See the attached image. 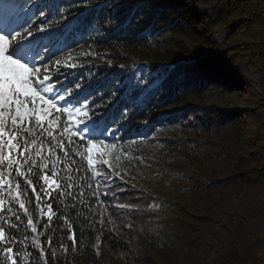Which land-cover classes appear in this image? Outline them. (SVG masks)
I'll return each mask as SVG.
<instances>
[{
    "label": "trees",
    "instance_id": "trees-1",
    "mask_svg": "<svg viewBox=\"0 0 264 264\" xmlns=\"http://www.w3.org/2000/svg\"><path fill=\"white\" fill-rule=\"evenodd\" d=\"M213 1L214 17L195 8L197 2ZM50 4L48 15L52 25L59 27L47 32L52 38L59 35L55 42L72 40L76 34L85 36L104 45L99 60L114 64L93 67L86 63L74 67L84 75L83 83L76 88L78 92L94 94L91 102H101L111 112L125 108L121 123H128L131 131L144 135V143L163 141L157 124L183 127L190 136L180 139V146H185L189 154L208 161L221 159L224 154L220 166L227 163L219 176V171L208 174L200 166L196 171L192 167L185 171L164 166L146 154L134 155L133 167L124 172L133 181L130 197L127 205H114V214L134 222L136 229L156 243H163L168 236L174 238L180 254L173 264H264V240L259 237L260 225L264 226V203L256 205L250 198L251 191L258 192L264 185V136L258 131L264 129V84L263 95L258 96L252 91L253 81L234 68L247 61L262 75L264 83V0H50ZM218 26L226 28L223 44L213 37V28ZM82 56L94 58L87 49ZM142 63H148V69L157 74L159 85L138 105L139 94L124 98L118 95V88L131 83ZM108 78L120 82L106 84ZM216 88L236 95L250 91L261 111L207 105L205 94ZM249 113L256 117L257 131L243 144V118ZM43 121L47 128L51 121ZM51 130L54 135L57 130L62 134L63 149L68 153L66 158L65 151L57 149L48 165L51 169L52 162H56L58 183L65 194L54 192L49 200L41 193L42 216L31 188L27 189L31 200L28 211L34 223L39 221L35 233L18 203L8 205L6 200L5 208L11 206L21 219L6 210L0 215V226L6 228L7 237L13 241L0 242V264H11L5 247L14 249L19 264H160L141 243L118 235L113 227L102 223L101 190L87 163V141L68 135L62 125L52 123ZM33 131L39 136L41 128L35 127ZM209 136L218 137L217 143L222 145L215 149V154L210 152L214 142L207 140ZM43 139V154L48 155L49 144L56 141L47 132ZM227 139L231 145L226 143ZM241 144L248 145V154L233 156ZM141 165L144 174L139 176ZM151 168L155 171L154 182L150 183L144 176ZM35 171L37 175L31 177L32 181L43 184V173L39 168ZM12 175L15 177L14 171ZM20 182L23 184V179ZM15 183L14 179L13 189ZM68 184L74 187L69 189ZM238 193L239 204L229 205L235 214L231 227L217 233L213 247L207 245L202 228L213 223L222 198L229 199ZM193 201H203L207 212L192 213L189 206ZM6 221L18 227H9Z\"/></svg>",
    "mask_w": 264,
    "mask_h": 264
},
{
    "label": "rangeland",
    "instance_id": "rangeland-1",
    "mask_svg": "<svg viewBox=\"0 0 264 264\" xmlns=\"http://www.w3.org/2000/svg\"><path fill=\"white\" fill-rule=\"evenodd\" d=\"M37 4L39 8L43 9L42 12L36 10ZM214 6L215 1L208 3L197 2L195 8L200 13L206 12L214 17ZM48 7L49 0H0V27L11 22V27L15 28L17 24L27 20L32 24L29 30L34 33L39 32L42 26L41 22H43V26L51 23L49 18L44 16ZM25 27H27V25H25ZM49 27L55 29L54 27L57 26L49 25ZM20 31L24 36H27V31L23 29H20ZM225 36V27L218 26L213 28V37L219 44L225 42ZM54 41L55 40L52 39L50 43L47 42V47L41 48L40 55L36 57L35 63L42 73L38 79L44 80L46 76H50L51 84L49 87H54L56 92L66 96L71 102L63 104L58 98L57 103L62 106L58 109H50L47 105H43L41 101H36L37 112L43 114L42 119L53 121V118H55L54 124L57 126L62 124L64 131L67 129L65 132L72 136L81 137L73 134L77 125L83 129L84 135L87 136L88 130L83 128V124L90 120H97L108 126L110 131L106 132L105 136L100 137V140H104L105 144L96 142V146L93 147L91 151V157L94 161V164L91 166L92 172L97 187L101 190L102 197V203L99 208L100 219L105 227H113V230L118 235L131 238L133 241L141 243L143 247L156 257L160 264H173L175 256H179L180 254L178 243L174 238L168 236L163 243H156V241L149 239L141 229H136L134 222H129L126 218L120 219L114 214V205H127L126 200L130 197L129 193L132 189L130 185L133 184V181L129 179L124 172L133 167L132 162L135 161L134 155L146 154L151 158L158 159L164 166L175 167L185 171H190L188 169L189 167H192V169L196 171L200 166L208 174L219 171V176H221V173L224 171L222 169L227 167L226 162H223L222 166H220L219 162L224 161L222 159L224 158V154L220 155L221 159L217 157L216 161H208L206 158L199 159L189 154L185 146H180L182 138L190 136V132L183 127H165L164 125L157 124L155 127L160 129L158 135L163 141H158L156 144L142 142L144 141V135L137 133L135 130L131 131L132 126H129L128 123H121V120L125 119L127 112L125 108H117L114 112H111L105 104L101 102H91L94 98V94L88 93V91L78 92L76 90V88L83 83L84 77L82 74L83 71L78 72V69L74 68L77 67L78 64L85 66L86 63H88L93 65V67L97 65L105 67L114 66V64H104L103 61L99 60L100 56L98 58V54L102 51L104 45L101 42L90 41L87 38L75 39L74 42L67 43L61 41L55 43ZM48 47L54 50V52L48 54ZM85 49L94 57L93 59L84 58V56H82ZM69 57L72 58L70 63L75 66H68L70 68H65L66 66H64L63 68L59 67V69H57V61H60L61 65H64L65 62H68ZM148 66V63L139 64L131 83L122 89L118 88L121 90L118 95L126 98L132 95V93L139 94L137 104L139 105L143 102L145 97L149 96L150 92L159 85V77L156 73L149 70ZM234 68L238 69L244 76L253 81V92L255 91L258 96L263 95L262 86L264 83L262 75L256 69L250 67L247 61L238 63ZM119 82V80L111 82L110 78L106 80V84L112 83L116 85V83ZM255 99L253 93H250V91H245L244 93L236 95L229 92L224 93L219 88H216L205 94L207 105L214 103L227 108L239 107L247 112L253 109L261 111V107L258 109L256 106ZM262 103H264V100ZM120 105L124 106V103ZM77 109H79V111H77ZM168 109H172V107L168 106ZM68 110L72 111L73 115L69 116ZM243 121L245 122L246 132L243 135L242 143L247 144L248 139L253 138L256 134V117L249 113L244 116ZM261 123H264L263 116H261ZM258 131H260V135L264 136L263 128ZM123 133L126 134L123 135ZM95 135L98 136L99 133L97 132ZM197 137L201 136L197 135ZM207 138L210 142H214V145L216 144V146L210 145L214 147L210 152L215 154V149H221L222 147L220 143H217L220 142V140L215 136H209ZM226 141V143L231 145V141L228 139ZM243 144L237 147L236 151L232 154L233 156L237 153L244 155L248 154L250 148H248V145L244 146ZM232 146L235 147L233 144ZM88 147L87 157L89 155ZM141 167L142 165L139 166L137 172L139 176L144 174ZM154 171L155 170L151 168L149 174H145L144 180L150 183L154 182V176L152 175ZM131 175L134 176V174ZM196 183L197 182L192 184L195 186ZM118 191L120 192L118 193ZM251 192H253V194H251L252 196H250V198L254 200L256 205L260 202L264 203V185L260 191ZM239 196L240 193L230 196L229 199L222 198L220 200V207L216 208L217 213L214 216L213 223L208 227L202 228V231L206 233L204 240L207 245L213 247L217 240V233L220 230L222 232V230L225 231V229L231 227L230 222L233 220L235 214L233 210L229 208V205L233 203L239 204ZM189 209L196 215H203L207 212L206 205L203 201H193ZM259 237L264 240V226L262 225H260Z\"/></svg>",
    "mask_w": 264,
    "mask_h": 264
},
{
    "label": "snow or ice",
    "instance_id": "snow-or-ice-1",
    "mask_svg": "<svg viewBox=\"0 0 264 264\" xmlns=\"http://www.w3.org/2000/svg\"><path fill=\"white\" fill-rule=\"evenodd\" d=\"M41 24L39 32L36 33L29 30L32 24L27 20L17 24L15 28L11 27V22L0 27V215L6 210L15 215L17 220L21 219L18 211L14 212L11 206L5 208L6 200L8 205L18 203V209L23 210L28 216L27 223L34 233L37 230L36 223L39 221L34 223L31 213L28 211L27 204L31 203V200L28 197L27 189L31 188L32 195L35 196L37 202V208L41 209L42 216L43 197L41 193L49 200L54 192L59 191L60 195L65 194L58 183V174L55 171L56 162H52L51 169L48 166L56 150H64L63 137L58 130L55 135L51 130L55 118L48 123L47 128L44 127L43 114L37 112L36 101H41L50 109H58L62 106L57 103L58 98L63 104L71 102L66 96L56 92L54 87H49L51 84L50 76H46L44 80L38 79L42 73L35 63L36 57L40 55L41 48L47 47L46 42L50 43L52 39V34L47 32L43 22ZM20 29L27 31V36H24ZM71 59L69 57L64 66L74 67L75 65L70 63ZM60 66L61 62L57 61V69ZM68 115H73L72 111L68 110ZM35 127L41 128L39 136L33 131ZM83 128L88 130L87 136L84 135L83 129L79 125L76 126L73 134L79 135L82 140L87 141L89 146L87 163L92 166L94 164L91 157L92 148L96 146V142L105 144V141L100 140V137L105 136V133L110 129L106 124L97 120L84 123ZM44 132H47L51 140L56 141V143L49 144L48 155L43 154ZM97 132L99 133L98 136L95 135ZM64 151L67 158V150ZM57 159L59 158L57 157ZM6 166L7 173L5 172ZM25 167L27 171L23 170ZM36 168H39L43 173L40 175L43 184L38 185L32 181L31 177L37 175ZM13 171L15 177L12 175ZM14 179L16 181L15 189H13L12 184ZM21 179H23V184L20 182ZM38 186L39 191L37 190ZM67 187L71 189L74 185L68 184ZM14 190L15 196L13 197ZM47 207L51 212V204H48ZM49 221L51 222V216H49ZM6 223L8 222L6 221ZM8 226L18 227V225L11 223H8ZM6 232V228L0 226V242L7 239L8 243H12V239L7 237ZM33 242H36V238ZM4 253L11 264H19L13 248L5 247Z\"/></svg>",
    "mask_w": 264,
    "mask_h": 264
}]
</instances>
